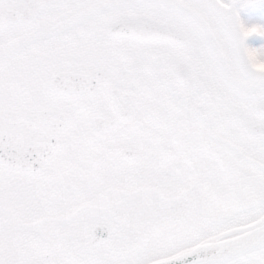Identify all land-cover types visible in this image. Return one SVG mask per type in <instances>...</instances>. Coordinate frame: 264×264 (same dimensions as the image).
<instances>
[{
    "label": "snow or ice",
    "instance_id": "snow-or-ice-1",
    "mask_svg": "<svg viewBox=\"0 0 264 264\" xmlns=\"http://www.w3.org/2000/svg\"><path fill=\"white\" fill-rule=\"evenodd\" d=\"M0 264H264V0H0Z\"/></svg>",
    "mask_w": 264,
    "mask_h": 264
}]
</instances>
